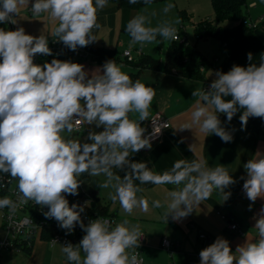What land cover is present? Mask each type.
<instances>
[{"label":"clouds","instance_id":"1","mask_svg":"<svg viewBox=\"0 0 264 264\" xmlns=\"http://www.w3.org/2000/svg\"><path fill=\"white\" fill-rule=\"evenodd\" d=\"M29 3L0 0V24L15 25L14 15ZM151 3L144 0L145 5ZM107 5L108 0H35L30 10L34 16L47 13L52 21H58L51 35L76 51L98 40L93 34L94 29L101 28L97 12ZM173 7L168 4L163 11L167 13ZM179 23L177 19L175 24ZM150 25L149 16L135 15L126 26L131 43L143 46L158 36L179 39L172 22ZM40 54L53 56L46 35L26 34L23 27H0V173L17 181L18 190L15 201L8 196L0 198V209L15 213L31 201L41 209L46 206L45 218L55 219L67 234L79 225L85 233L79 243L61 246L69 262L141 264L139 253L129 251L139 248L144 235L138 224L127 219L115 223L102 217L85 224L81 217L85 207L76 203L70 206L66 195L79 194L83 181L78 177L82 174L103 175L106 179L98 186L112 188L111 201H118L129 215L134 209L148 211V200L138 194L144 192L140 185L149 183L173 186L165 191L163 201H152L153 208L164 209L166 221L169 216L174 221L186 218L215 190L222 194L223 201L230 198L231 192L225 189L237 181L225 166H210L203 158L180 159L169 170L156 173L147 163L130 160L133 153L151 149V138L161 127H167L157 125L159 118L151 119L156 125L153 137H146L141 127L140 122L149 119L153 88L139 79L134 81L114 60H107L89 73L83 64L71 60L53 58L43 64L34 63ZM247 57L250 63L246 67L233 65L227 72L218 70L206 89L192 91L197 99L190 123L178 129H195L204 138L215 134L228 143L233 140V130L223 126L219 114L230 123L243 110L239 116L241 130L246 129L250 117L264 119V53L258 64L251 62V52ZM130 113L138 114V119L130 118ZM81 124L103 130H90L85 142L72 135ZM243 167L246 178L240 179L244 180L243 191L251 201V210L258 198L264 199V153L257 151ZM253 219L258 239L246 234L245 242L232 251L230 242L218 236L199 252V264H264V206Z\"/></svg>","mask_w":264,"mask_h":264},{"label":"crops","instance_id":"2","mask_svg":"<svg viewBox=\"0 0 264 264\" xmlns=\"http://www.w3.org/2000/svg\"><path fill=\"white\" fill-rule=\"evenodd\" d=\"M108 3L110 5H107L106 8L98 10L97 22L101 25V28L108 24L110 31H107V35L103 36L104 33L101 31V28L94 29L93 34L98 40L90 45H99L97 44L99 41L104 43L100 46L116 48L120 54L125 49L140 47L132 48L133 44L130 39L128 48L118 49L119 45L116 37L118 35L130 36L126 31V26L131 20V8L118 7L112 2ZM253 3H255V6H248L247 8L248 16L251 15V9L258 7L255 1L250 4ZM120 13L121 16H124L122 23L118 25L117 21ZM248 19L257 21V27L248 31L233 49L228 48L213 36L201 38V41L197 44L198 48H196L206 61V65L202 71L203 78L192 79L183 77L174 72H167L162 67L159 69L143 68L140 70L137 78L147 87L153 88L155 92L149 107V119L153 114L161 113L169 119L171 127L164 133L160 141L151 143V149L145 148L137 153H133L130 156V160L145 162L156 173H163L169 170L174 162L180 159L191 161L203 158L210 166H225L230 175L237 181L225 189L226 192H231L230 198L227 201H223L222 194L218 190H215L209 199L202 201L186 218L174 221L169 216L166 221L164 219V209L153 208L152 201L157 199L163 201L165 191L171 190L173 188L172 185L157 186L150 183L140 185L144 188V192L138 195H143L148 200L149 209L147 212L134 209L133 213L129 215L124 213L118 201L116 203L111 201L110 193L114 192L112 188L104 189L98 186L99 183H102L106 179L103 175L88 179L90 190L97 194L101 203L105 206L106 212L114 218L115 223H121L127 219L131 224H138L140 226L141 232L146 236V243L142 247L144 264H189L191 255H199V252L213 243L217 236L227 239L230 242L232 251H235L237 245L245 242L246 234L253 240L258 239L257 230L254 228L256 221L253 217L256 216L258 218L259 210L264 206V199L258 198L252 205L251 210H249L251 201L248 200L243 191L244 180L240 178H246L243 165L253 158L257 151L264 153V119L250 117L246 129L241 130L239 116L243 110L238 111L230 123L226 122L227 118L224 114H219L223 126L226 129L233 130V140L228 143L223 142L215 134L204 138V135L195 129H178L181 125L190 123L191 111L197 99L192 97V91L195 89H206L216 78V71L227 72L233 65L246 67L250 63L247 57L249 52L253 55L251 62L257 64L260 62L261 55L264 53V13L255 18H252V16L250 18L249 16ZM52 32V30H49L47 36L51 35ZM166 51L167 48L163 52V58L158 57L161 65L163 64ZM144 54L154 56L150 52L146 53L145 50ZM51 59L53 58L40 59L38 64L50 62ZM57 59L71 60L83 64L85 70L89 73L103 65L88 59L67 57ZM126 66L121 69L124 73L127 74L129 71L134 70L128 63ZM130 116L132 119H138V114L130 113ZM149 119L140 122L145 132ZM92 127L84 124L81 130L85 129L89 131ZM114 171L123 176V172H119L116 169ZM135 183L139 184V181ZM221 213H226L228 217L234 219V222L238 223L243 234L236 235L230 232L227 229V221L222 218ZM200 233L209 235L211 241L201 239ZM163 237H167L174 244L172 252L161 247ZM40 241L41 245L39 246H44V244L49 245L45 241ZM35 253L33 252L34 255ZM33 254L32 256H34ZM196 261L199 264V256ZM63 263L73 264V262L71 263L67 259Z\"/></svg>","mask_w":264,"mask_h":264},{"label":"built area","instance_id":"3","mask_svg":"<svg viewBox=\"0 0 264 264\" xmlns=\"http://www.w3.org/2000/svg\"><path fill=\"white\" fill-rule=\"evenodd\" d=\"M255 6V3L250 4L249 7ZM31 12V10L29 9ZM32 13V12H31ZM246 25L250 28L257 27V21L247 19L245 21ZM0 27L9 30H15L13 24H0ZM179 36L178 40H174L177 43H183L186 41V37H182L180 34V27L176 28ZM57 38L52 39L49 42V47L53 52V56H45L43 54L37 55L34 58V63L38 64L40 59L44 58H77V59H90V52L84 47L78 48L76 51H72L63 45V42L55 41ZM225 45V44H224ZM226 46V45H225ZM122 57L128 61H134L144 55V49L142 46L131 49H125L121 53ZM203 71V70H202ZM153 118H159L157 125L167 124V127H161V131L156 133L153 137L154 127ZM84 124H81L77 131H80ZM171 127L169 119L164 117L161 113L153 114L147 125L146 132L144 135L151 138L150 142H158L162 139L164 133ZM82 181L81 177H78ZM11 181V182H9ZM17 181L12 180L8 174L0 173V198L8 196L12 200L17 199ZM78 195H66V198L69 201V204L76 203L80 206H84L87 210L86 213L81 214V217L85 224L89 220L97 219L98 217L109 219L114 221V218L109 214H102L98 210H93L94 197L90 189H86L83 183L78 189ZM86 202H88L86 204ZM48 208L45 206L41 209L40 206L35 205L33 202H29L26 205H23L17 209L15 213H11L8 208L0 209V228L3 231V234H0V254L3 250H24L26 247H30L35 244L36 241L42 240L48 243L50 246H55L56 244H61L66 246L67 243L71 242L73 245L79 243L85 233L79 227L76 226L74 231L71 234H67L66 230L61 229L58 226L55 219L45 218L43 212H46ZM221 216L224 220L227 221V229L230 232L235 234H243L238 223L230 222L228 215L226 213H221ZM27 220L28 223H24ZM144 234V233H143ZM44 236V237H43ZM200 238L205 241H211L209 235L205 233H200ZM53 240H56L57 243H54ZM146 243L145 234L140 240V246L138 249L129 250L139 253L138 259L141 261V264H144V257L142 254V247ZM161 247L169 252L174 250V244L167 237H163L161 241ZM198 254H192L190 257L189 264H197ZM1 260V259H0Z\"/></svg>","mask_w":264,"mask_h":264},{"label":"rangeland","instance_id":"4","mask_svg":"<svg viewBox=\"0 0 264 264\" xmlns=\"http://www.w3.org/2000/svg\"><path fill=\"white\" fill-rule=\"evenodd\" d=\"M256 2L258 7L255 9H251L250 13L252 18L259 17L264 13V0H248V5L252 2ZM35 0H30L29 6L22 7L18 15H14V19L16 20V24L13 25L14 29L17 27H23L25 29L26 34H31L33 36H39L41 34L46 35L49 30L54 31V28L58 25V21H52L47 13H41L39 16H34L30 11V7ZM168 4L174 5L173 8L170 9L169 12L165 13L163 11L164 7ZM110 5V3H108ZM106 8V7H105ZM143 13L149 16L151 20L152 27L157 26L160 23L165 21L172 22L176 28L180 27V34L184 38H187L188 43L195 45L201 41V38L197 36V26H200L205 21L210 20L214 21V11L212 8L211 0H164L161 2L151 3L150 5H145L140 8L131 9V17L132 19L135 15ZM155 13V15H153ZM124 16V15H123ZM123 16L118 15V25L122 23ZM179 19L180 23L175 24V21ZM237 24L236 21L233 20H225L220 23V25L224 28L234 27ZM103 31V36L107 35V31H110L109 25L103 26L101 28ZM119 33V32H118ZM48 41L54 39V36H47ZM207 38V37H204ZM130 36L127 35H118L116 40L118 42V49H123L128 46L130 43ZM123 42V43H121ZM162 43V44H161ZM173 43H177L176 41L164 40L159 36L157 39L151 43H146L142 47L145 52H150L156 57L163 58V52H165L166 48L171 46ZM99 45H103L104 43L97 42ZM124 44V45H123ZM135 45V46H134ZM141 46L140 44H133L132 48ZM128 48V47H127ZM198 48V47H197ZM164 50V51H163ZM86 60V59H85ZM89 60V59H88ZM124 60V59H123ZM126 60V59H125ZM124 60V61H125ZM128 61V60H127ZM118 65H123V67H127V62H121ZM91 130H95L97 132L102 131V128H91ZM90 131V130H89ZM88 130H81L74 132L73 136H78L82 141H86V137L88 135ZM67 135V133H65ZM83 181V185L86 189H90L88 179L90 178L87 174L80 176ZM226 222V221H224ZM227 224V223H226ZM223 230V229H222ZM221 230V232H222ZM0 234H3L2 229L0 228ZM224 234V232H223ZM237 235V234H236ZM234 235V236H236ZM218 237V236H217ZM41 245V241L38 240L35 242V247L32 253H28L25 250H3L0 254V264H64L63 261L66 258V255L61 250V244H57L55 246H49L44 244ZM37 248V249H36ZM33 252H36L35 255ZM32 254L34 256H32ZM83 256V253H81Z\"/></svg>","mask_w":264,"mask_h":264},{"label":"trees","instance_id":"5","mask_svg":"<svg viewBox=\"0 0 264 264\" xmlns=\"http://www.w3.org/2000/svg\"><path fill=\"white\" fill-rule=\"evenodd\" d=\"M161 1L164 0H152V3ZM108 2H112L118 7H127L131 9L145 6L144 0H137L135 4L129 3V0H108ZM211 3L215 19L213 22L207 20L200 26H197V36L199 38L213 36L228 48L233 49L242 37L251 30L245 23L249 17L247 13V8L249 6L248 0H211ZM225 20H233L236 21L237 24L234 27L224 28L220 25V22ZM218 28L220 29L219 32H217ZM84 48L90 52V61H95L100 64H104L107 60H114L117 64L126 61L134 68V70L127 73L134 81L138 78L141 69H159L160 67L167 72H174L183 77L201 79L203 78L201 68L206 65V61L200 55L199 50L195 45L188 43L187 39L183 43H173L167 48L162 65L160 64V59L152 55L144 54L137 60L127 61L116 48L100 45H88ZM92 194L94 197L92 209L98 210L102 214H108L97 194L94 191H92ZM86 212L87 210L85 209L83 213ZM228 220L234 222V219L231 217H229ZM33 247L34 245L26 247L24 250L28 253H32Z\"/></svg>","mask_w":264,"mask_h":264},{"label":"water","instance_id":"6","mask_svg":"<svg viewBox=\"0 0 264 264\" xmlns=\"http://www.w3.org/2000/svg\"><path fill=\"white\" fill-rule=\"evenodd\" d=\"M219 31H220V29L218 28L217 32H219Z\"/></svg>","mask_w":264,"mask_h":264}]
</instances>
